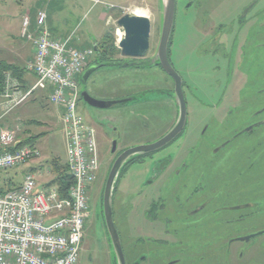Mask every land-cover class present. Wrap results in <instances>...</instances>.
<instances>
[{
  "label": "rangeland",
  "instance_id": "1",
  "mask_svg": "<svg viewBox=\"0 0 264 264\" xmlns=\"http://www.w3.org/2000/svg\"><path fill=\"white\" fill-rule=\"evenodd\" d=\"M26 1L0 0V61H10L7 53L21 44L14 18ZM154 1L53 0L52 6L59 20L78 25L76 33L85 36L90 49L91 43L96 45L108 34L112 39L107 48H111L117 21L143 10L151 22L150 48L142 59L146 61L156 52L162 24L161 0ZM68 2L80 8L70 14ZM64 5L68 10H59ZM102 14H106L107 26ZM222 46L228 58L222 55ZM169 51L186 86V125L173 142L140 158L141 163L135 160L119 177L112 214L126 264L141 253L153 258V264L173 260L179 264H264V235L240 241L264 228V129L255 135L258 147L251 145L253 139L240 138L243 128L264 109V0H203L200 9L179 4ZM26 78L29 87L31 76ZM78 87L80 93L101 101L134 99L109 109L89 107L81 98L77 105L84 123L94 131L100 168L90 191L79 264H113L100 215L115 155L111 142L117 143L116 153L157 141L175 123L177 107L173 93L166 92L169 81L154 68L103 67L86 82L80 76ZM52 112L54 106L46 102L29 101L14 114L44 123ZM46 126L47 134L36 145L41 161L64 165L60 123L54 118ZM23 170L2 172L1 180L21 183ZM153 173H157L155 178ZM150 180L153 183L147 186ZM43 189L38 186L37 190ZM243 203L256 206L243 211ZM161 207L166 210L159 215ZM196 209L200 210L192 214ZM245 214L248 218L243 221Z\"/></svg>",
  "mask_w": 264,
  "mask_h": 264
},
{
  "label": "built area",
  "instance_id": "2",
  "mask_svg": "<svg viewBox=\"0 0 264 264\" xmlns=\"http://www.w3.org/2000/svg\"><path fill=\"white\" fill-rule=\"evenodd\" d=\"M45 20V13L40 12L35 30L30 32L28 17L23 18L21 38L33 48L25 68L34 75L35 83L23 92L17 82L6 77L0 97L10 107L0 121L34 92H45L48 103L62 109L65 166L73 183L64 197L55 185H48L53 178L38 191V180L51 175L50 167L43 165L36 174H25L18 186L6 187L3 192L0 189V264H79L90 212V191L100 169L94 131L77 111L78 79L94 51L74 48L71 36H53ZM122 35L116 28V45ZM19 131L20 126L4 128L0 124V174L41 160L36 146H19Z\"/></svg>",
  "mask_w": 264,
  "mask_h": 264
},
{
  "label": "water",
  "instance_id": "3",
  "mask_svg": "<svg viewBox=\"0 0 264 264\" xmlns=\"http://www.w3.org/2000/svg\"><path fill=\"white\" fill-rule=\"evenodd\" d=\"M175 13V0H161V17L162 24L160 25L159 41L157 49L153 57L150 59V64L147 68H153L155 63L163 68L165 73L174 80L173 97L177 107V119L172 128L160 139L153 143L139 145L129 148L121 152L113 161L107 174L101 199V210L103 213L106 230L108 233L109 246L112 251L113 264H126L121 240L115 228L112 214V201L116 190L119 177L130 161L157 152L173 142L179 135L182 134L187 118L186 102L182 91V81L178 74L171 68L167 60V50L171 37ZM117 27L122 30L123 35L118 42V49L124 58L138 59L140 64L144 63V59L150 48V29L151 22L148 17H140L132 14H125L117 21ZM96 51L95 44L92 46ZM138 63V62H137ZM107 65H91L81 75V80L86 82L89 77L99 68ZM80 98L89 107L96 109H109L119 104L133 101V98L119 101H101L94 99L87 92L80 93ZM116 141L112 143L111 154L115 153ZM264 235V231L257 232L240 241L248 242L250 239ZM140 260H143L141 258ZM135 264H138L136 262Z\"/></svg>",
  "mask_w": 264,
  "mask_h": 264
},
{
  "label": "crops",
  "instance_id": "4",
  "mask_svg": "<svg viewBox=\"0 0 264 264\" xmlns=\"http://www.w3.org/2000/svg\"><path fill=\"white\" fill-rule=\"evenodd\" d=\"M154 2H156V0ZM25 4H26V6H22L21 10L16 12V16L14 18L16 26H19V29H16V32H17L16 34L20 38L19 40L21 41V44L16 45L15 47H13L12 50H10V52L7 53L8 58L12 57V59H9L10 61H5V62H7L9 64H15L16 63V65H18V66H24L25 67L26 61L31 60V58L33 56V48L29 42H27L25 39L21 38V26H22L23 18L28 17V19H29V31L33 32L35 30L36 17L40 12L45 13V15H46V20H45L46 26L53 36H56V37L62 38V39H66V38L71 36L72 37L71 45L74 48H76V49L89 48L85 42V36L81 37V36H79L80 34L76 33L77 32L76 28L78 26L76 23L70 24L68 21L59 20L58 16H56L55 13H53V10H54L53 6H52L53 0H48L47 5H44L43 2H40L38 0L37 1L36 0H27L25 2ZM67 4L70 6V10H68L67 5L60 7L59 10H61V11L63 9L68 10V11H70V14H71V12L73 10H77L78 8H80V4H78V3L68 2ZM54 12H55V10H54ZM105 16H106V14H102L101 19L103 20L105 26H107ZM89 28H90L91 36L94 37L92 27L90 26ZM91 41L95 42L96 40L94 38H92ZM100 42H101V40L98 43H100ZM91 46H93L92 43H91ZM28 75L31 76L30 87H32L35 83V78H34V75L32 73H29ZM37 92L38 91H36L32 94V96L30 97L31 99L29 98L28 100H26L22 104L16 106L15 108H13L9 112H7V114L3 117L2 122H1V124L4 128H14L16 126H20V131L18 134L20 142H25L32 137L39 136L38 139H36L33 142L35 144L34 146L37 145V140L41 139V137L42 138L45 137V135L47 134V132L45 131V129H47L46 124L47 123L51 124V120H53L54 118H56L58 120V122L60 123V126L62 128V123H61L62 109L60 107H57V106H54V112H52V114L49 116V118L44 120V123L35 122V120H33V119H27L24 117H20L16 113L14 114V112L16 111L17 108L24 106L29 101L37 102V103L46 102L48 105L49 103L45 97V94H42V92H39V93H37ZM9 107H10V105L7 103V101L0 97V115H2L3 112H5ZM62 139L64 141L63 143H64V148H65L63 129H62ZM65 155L66 154H64V156H63L64 162H65ZM44 163H45V161H41V160L29 162L28 164L23 166L24 167L23 174L24 175L27 173H32V174L35 173L36 174L38 169L41 168L44 165ZM45 166H48V165H45ZM24 175H22V176H24ZM53 177H54V173L51 172L50 177L39 179L38 185L44 187L43 186L44 184L42 182L45 179L51 180ZM1 181L6 186H10V187H16L20 184V183H13V181L11 179H4L3 177H2Z\"/></svg>",
  "mask_w": 264,
  "mask_h": 264
},
{
  "label": "flooded vegetation",
  "instance_id": "5",
  "mask_svg": "<svg viewBox=\"0 0 264 264\" xmlns=\"http://www.w3.org/2000/svg\"><path fill=\"white\" fill-rule=\"evenodd\" d=\"M179 4H181L182 6H184L186 9L187 8H190L192 6H195V8L197 9H200L203 5V0H175V13H174V21H175V15H176V12H177V9L179 8ZM161 14V13H160ZM173 30H174V23H173V29H172V33H171V37H170V40H169V45H168V50H167V60H168V63L169 65L171 66V68L176 72L175 70V67H174V64L172 62V57H171V54H170V46H171V43H172V34H173ZM215 41L214 39L212 40V42ZM218 41H220V39L218 38ZM220 44H223V41L220 43ZM221 53L222 55L225 57H229L227 56V52L225 50V46L221 47ZM119 56H115V53L112 54V52H101L98 50V52L96 53L94 51V55L92 57L93 61L90 62V64L85 68V70L91 66V65H107L106 67H134L136 69H140V68H146V66H148L150 64V59H147L146 61H143L144 63L140 64V61L138 59H131V58H124L121 56L120 54V51H119ZM144 60V59H143ZM138 62V63H137ZM154 69H158L160 70L161 72L164 73V75L166 76V80L167 82L169 81V84H170V88H167L166 92L167 93H174V80L165 73V71L163 70V68L159 65V63H155ZM177 73V72H176ZM179 76V75H178ZM180 77V76H179ZM181 78V77H180ZM182 81V79H181ZM185 89H186V86L184 85V82L182 81V91H183V95L185 93ZM184 99H185V102H186V97L184 96ZM258 117L255 118V120L253 122H251L250 124L246 125L244 128H243V132H241L240 134L242 135L240 138H249V139H253L252 140V143L251 145L253 146V144L255 146L258 147V136H255L258 132H261L263 129H264V109L263 110H260L258 112V114H256ZM173 126V124H172ZM172 128V127H171ZM238 136H236L235 138H233L232 140H236ZM253 137V138H252ZM256 140V141H255ZM114 141L112 140L111 142V147H112V143ZM230 143V141H229ZM223 148V147H222ZM221 148V149H222ZM111 150V149H110ZM124 150H121L116 153H114V158L112 160V162L115 160V158L121 153L123 152ZM217 152V151H216ZM146 156H149V155H146ZM136 162H142L141 160H138ZM154 163V162H153ZM132 164V163H130ZM126 165L125 168L123 169V171L129 167V165ZM167 167H165L166 169ZM155 170V169H154ZM126 172V171H125ZM157 176V173H153V178H155ZM153 181H149L147 183V186L149 185H152ZM184 184V183H183ZM182 184V186H183ZM256 205L255 204H252V203H243V211L244 210H251L255 207ZM201 209V208H200ZM200 209H196L194 211H192V214L194 213H197ZM151 209H149L150 211ZM165 207H161L160 209L157 210V212H159L158 214L161 215L163 214V212H165ZM100 215H101V219H102V225H103V228L105 229V234H106V238H107V241H109L108 239V233H107V230H106V226H105V221H104V217H103V213H102V210L100 212ZM247 214H245V216H243V221L245 219H247L248 217L246 216ZM261 231H264V228H261L259 229L257 232H261ZM256 232V233H257ZM83 238H84V234H83ZM151 240V239H149ZM152 242L154 243H160L161 241H157L155 239H152L151 240ZM245 242V241H243ZM247 243V242H245ZM82 245H83V239H82ZM122 245V244H121ZM123 249V248H122ZM147 253V252H146ZM141 258H143V260H140ZM152 260L153 258H151L149 255L145 254V253H141L138 257H136L131 263L129 264H135L136 262H138V264H153L152 263ZM180 261H177V260H173V261H170L168 262V264H179Z\"/></svg>",
  "mask_w": 264,
  "mask_h": 264
},
{
  "label": "trees",
  "instance_id": "6",
  "mask_svg": "<svg viewBox=\"0 0 264 264\" xmlns=\"http://www.w3.org/2000/svg\"><path fill=\"white\" fill-rule=\"evenodd\" d=\"M110 39H112V38L108 34V35H106V37H103V39L101 40L100 43H96L97 50L95 52L97 53L98 50L101 52H106V51L108 52V50L111 49L112 53H114L115 51H117L119 53V50L116 48L115 44H113L111 46V48H107L108 44L110 43ZM7 74H10L12 79L16 80V82L19 84V86L23 92H26L27 90H29L31 88L30 86L26 87V85H27L26 76L29 74V72L26 70V68L24 66H18L16 64H9L5 61H0V96L4 93ZM2 119H1V122H2ZM1 127H3L2 124H1ZM38 137L39 136L32 137L25 142H20L19 146L35 145L33 142L36 139H38ZM145 156L138 157V158L130 161L129 164L133 163L135 160H139L140 158H143ZM50 162H49L50 163L49 167H50V169L53 168V170H54V172H53V170L51 169V172L54 173V178H53L52 182H50L48 185H50V186L55 185L59 189L61 195L64 197L66 190L73 183V180H72L71 176L68 174L67 167L65 166V164L60 165L58 162H55V160H52ZM122 173H123V171H122ZM6 187L8 188L10 186H6L1 181V174H0V189H1V191L3 192V190ZM116 188H117V186H116ZM115 192H116V190H115Z\"/></svg>",
  "mask_w": 264,
  "mask_h": 264
},
{
  "label": "bare ground",
  "instance_id": "7",
  "mask_svg": "<svg viewBox=\"0 0 264 264\" xmlns=\"http://www.w3.org/2000/svg\"><path fill=\"white\" fill-rule=\"evenodd\" d=\"M132 15L146 17L145 12L143 10L136 9L132 12Z\"/></svg>",
  "mask_w": 264,
  "mask_h": 264
}]
</instances>
